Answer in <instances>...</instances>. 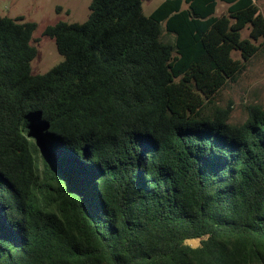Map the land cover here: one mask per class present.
Here are the masks:
<instances>
[{
    "label": "trees",
    "instance_id": "16d2710c",
    "mask_svg": "<svg viewBox=\"0 0 264 264\" xmlns=\"http://www.w3.org/2000/svg\"><path fill=\"white\" fill-rule=\"evenodd\" d=\"M88 8L40 74L35 22L0 16V264H264V106L213 101L264 41L255 0Z\"/></svg>",
    "mask_w": 264,
    "mask_h": 264
},
{
    "label": "rangeland",
    "instance_id": "374dc122",
    "mask_svg": "<svg viewBox=\"0 0 264 264\" xmlns=\"http://www.w3.org/2000/svg\"><path fill=\"white\" fill-rule=\"evenodd\" d=\"M91 0H0V16L15 18L21 16L24 21L35 22L36 28L32 34L31 43L36 48V54L31 60L33 74L44 73L63 60V55L56 48L53 37L43 34L47 25L58 21L82 22L87 18ZM163 0H142V11L145 14L157 7ZM264 17V0H255ZM224 3H218V12L225 9ZM163 38L171 36L163 31ZM242 36H247V29L242 30ZM262 39L255 41V44ZM232 56L238 57L239 52L233 51ZM213 101L219 106L231 104L229 121L241 122L245 116V106L257 103L264 106V41L259 50L246 61L245 69L235 80L227 82L215 94Z\"/></svg>",
    "mask_w": 264,
    "mask_h": 264
}]
</instances>
